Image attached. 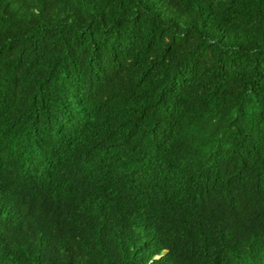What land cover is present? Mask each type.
<instances>
[{
    "label": "trees",
    "instance_id": "16d2710c",
    "mask_svg": "<svg viewBox=\"0 0 264 264\" xmlns=\"http://www.w3.org/2000/svg\"><path fill=\"white\" fill-rule=\"evenodd\" d=\"M0 264H264V0H0Z\"/></svg>",
    "mask_w": 264,
    "mask_h": 264
}]
</instances>
